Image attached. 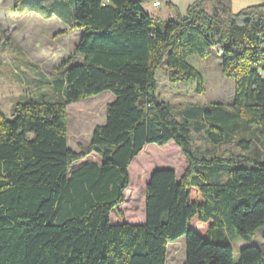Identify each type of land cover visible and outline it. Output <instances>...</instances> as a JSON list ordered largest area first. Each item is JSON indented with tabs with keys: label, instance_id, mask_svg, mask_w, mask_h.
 <instances>
[{
	"label": "trees",
	"instance_id": "trees-1",
	"mask_svg": "<svg viewBox=\"0 0 264 264\" xmlns=\"http://www.w3.org/2000/svg\"><path fill=\"white\" fill-rule=\"evenodd\" d=\"M207 1L155 23L139 0H73L81 61L66 65L60 98H24L11 118L0 109V264H165L168 243L181 236L184 264H264L253 244L235 258L227 238L232 229L250 241L264 226V152L201 157L191 149L192 122L214 146L242 127L264 140V5L232 13L230 0H212L208 12ZM213 47L233 80L232 103L189 106L179 117L159 100L155 74L165 66L170 81H195L202 93L188 59H205ZM104 91L114 96L104 124L72 151L67 106ZM170 141L187 160L184 173L154 170L144 222L112 224L132 160L147 144ZM91 154L99 162L71 170Z\"/></svg>",
	"mask_w": 264,
	"mask_h": 264
},
{
	"label": "rangeland",
	"instance_id": "rangeland-1",
	"mask_svg": "<svg viewBox=\"0 0 264 264\" xmlns=\"http://www.w3.org/2000/svg\"><path fill=\"white\" fill-rule=\"evenodd\" d=\"M139 1L156 23L185 15L187 8L197 0H159L157 8L152 5L154 0ZM72 2L0 0V109L7 118H11L14 105L24 98L39 97L43 93L50 100L59 99V84L64 77L66 65L81 61V56L75 54L80 32L73 28L72 12L70 15L65 14V21L57 15V10L64 9V4L72 8ZM212 4V0L206 2L208 12ZM223 5L226 3L223 2ZM222 16L226 17L225 14ZM216 49L213 47L205 59L197 56L188 59L202 76V93L197 92L195 81L172 82L165 66L157 70L155 81L159 100L169 104L179 117L189 106H205L212 102L221 103L225 107L231 105L233 80L222 75ZM113 98L111 92L104 91L67 106V146L72 151L78 152L88 145L93 129L104 124L106 106ZM192 125L191 149L197 156L246 154L254 157L264 152V140L253 128L242 127L224 143L214 146L207 141L203 128L194 129V122ZM239 141L250 143L249 152L239 149ZM89 161L99 162V158L91 154L74 163L71 170ZM187 166L186 158L172 141L163 146L147 144L128 167L130 183L124 192L125 200L118 207L121 215L111 211L110 222L142 224L145 220V185L150 173L156 169H172L180 177ZM194 195L192 192V197ZM227 236L235 258L247 244L257 246L264 253V226L255 232L250 241L241 239L232 229L227 232ZM184 263L185 239L181 236L168 243L165 264Z\"/></svg>",
	"mask_w": 264,
	"mask_h": 264
},
{
	"label": "crops",
	"instance_id": "crops-1",
	"mask_svg": "<svg viewBox=\"0 0 264 264\" xmlns=\"http://www.w3.org/2000/svg\"><path fill=\"white\" fill-rule=\"evenodd\" d=\"M258 5H264V0H230V10L232 13H238L240 10L244 8L251 7V6H258ZM141 7L144 10V12L147 14L146 10L143 8L142 5ZM70 13H71L70 7L65 4H64V9L57 10V15L62 17L63 19L62 21H65V14L70 15ZM41 95L44 96L43 93L39 94V96Z\"/></svg>",
	"mask_w": 264,
	"mask_h": 264
},
{
	"label": "built area",
	"instance_id": "built-area-1",
	"mask_svg": "<svg viewBox=\"0 0 264 264\" xmlns=\"http://www.w3.org/2000/svg\"><path fill=\"white\" fill-rule=\"evenodd\" d=\"M152 5H153L154 8H157V7L160 5L159 0H154V1L152 2Z\"/></svg>",
	"mask_w": 264,
	"mask_h": 264
},
{
	"label": "water",
	"instance_id": "water-1",
	"mask_svg": "<svg viewBox=\"0 0 264 264\" xmlns=\"http://www.w3.org/2000/svg\"><path fill=\"white\" fill-rule=\"evenodd\" d=\"M140 103H141V102H140ZM156 170H159V169H156ZM153 171H154V170H153ZM153 171H152V172H153ZM150 175H151V174H150Z\"/></svg>",
	"mask_w": 264,
	"mask_h": 264
}]
</instances>
